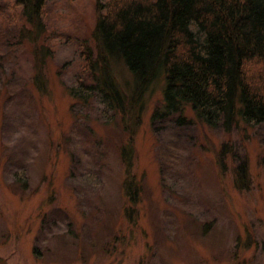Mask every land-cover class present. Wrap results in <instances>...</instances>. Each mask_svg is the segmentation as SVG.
Listing matches in <instances>:
<instances>
[{"label":"rangeland","instance_id":"1","mask_svg":"<svg viewBox=\"0 0 264 264\" xmlns=\"http://www.w3.org/2000/svg\"><path fill=\"white\" fill-rule=\"evenodd\" d=\"M7 3L0 0V13ZM94 20V0L46 4L53 51L45 93L33 88L29 45L12 47L4 60L0 264H264V124L239 123L227 133L198 121L189 106L182 121L151 122L162 84L147 93L139 118L125 119L128 126L96 103L75 104L63 87L73 83L79 43ZM17 35L0 17L3 54V36ZM113 73L126 88L129 74L121 66ZM125 143L141 183L134 207L122 187Z\"/></svg>","mask_w":264,"mask_h":264},{"label":"trees","instance_id":"2","mask_svg":"<svg viewBox=\"0 0 264 264\" xmlns=\"http://www.w3.org/2000/svg\"><path fill=\"white\" fill-rule=\"evenodd\" d=\"M50 1L8 0L0 13L18 32L1 40L7 50L0 51V73L12 47L29 45L39 93L46 91L44 66L53 51L43 24ZM94 10L90 36L79 43L73 83L63 87L72 102L96 103L128 126L125 119L139 118L147 93L162 84V105L151 122L172 116L182 121L189 106L198 121L227 133L239 123L264 124V0H94ZM118 66L129 74L126 88L113 73ZM125 146L133 148L125 143L120 149L122 187L134 207L141 183L132 172L134 151ZM236 170L240 185L246 164Z\"/></svg>","mask_w":264,"mask_h":264}]
</instances>
